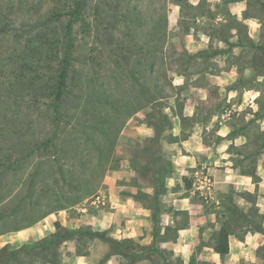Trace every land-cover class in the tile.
<instances>
[{"label":"rangeland","instance_id":"obj_1","mask_svg":"<svg viewBox=\"0 0 264 264\" xmlns=\"http://www.w3.org/2000/svg\"><path fill=\"white\" fill-rule=\"evenodd\" d=\"M198 1L213 15L184 24L174 0H79L77 21L76 0H0V246L48 239L35 264H264V234L232 221L264 224V154L259 180L235 166L243 134H264V0H222L248 29L229 43L223 2Z\"/></svg>","mask_w":264,"mask_h":264},{"label":"trees","instance_id":"obj_2","mask_svg":"<svg viewBox=\"0 0 264 264\" xmlns=\"http://www.w3.org/2000/svg\"><path fill=\"white\" fill-rule=\"evenodd\" d=\"M235 1L238 2L240 0H235ZM174 2L180 6V15H181V18L184 24H189L190 20H194L195 22L200 16L201 17L205 16V17L210 18L213 15L212 10L210 8H206L201 3L199 5H193L189 3V0H174ZM181 2H184L183 3L185 4L184 7L182 6L183 4ZM203 2H206V1H203ZM75 7L76 9L73 15L75 16V21H77L78 19H80L81 8H82V5L80 4L79 0H76ZM253 7H255L256 9H258L259 7V11H260V8L261 10L264 8V2H256L255 5L253 4ZM251 8H252V5L250 4L249 10ZM219 11L223 14V16L227 17V21H228L227 23L222 22L218 24H211L214 33L218 35L219 39H222L223 41L229 43L228 37L231 35V31L233 29L239 30L241 32H247L248 30L247 26H245L241 21H239L237 16H234L231 14V10H230L228 2L224 1L223 6L220 7ZM245 14L246 16H248V12H245ZM246 16L244 17L245 19H247ZM73 29H74V22L70 23L68 26V40H69L68 50L66 52L64 66L62 67L58 80H57V92H56V97H55L56 104L62 100L66 92V89H67L69 58H70L71 48L73 45V34H72ZM247 39L250 40V38H247ZM251 43L252 41L250 40V44ZM242 44H237V46L242 45ZM229 46L234 47L235 45L229 44ZM243 46H248V45L243 44ZM256 49H257V55L252 59V68L257 73L256 75L262 76L264 75V45L258 46ZM263 99H264L263 97L257 99V103L261 105L262 110L264 108V103L262 101ZM55 112H59L58 105L57 107L55 106ZM179 116L184 118L183 111H181ZM243 136L247 140V142L243 144L242 146L235 148L236 152H238V158L235 160V166L237 168H240L239 173L241 175L248 177V178L259 180V176L257 175L258 161L256 158L257 156L264 154V141L262 140L264 139V134L259 133L253 136V134L246 132L245 134H243ZM156 140L157 139H151L149 143L155 142ZM253 146H255V149H256L255 152L252 151L253 149H249V148H253ZM149 147H147V149H149ZM162 170H163L162 168H158L157 173H162ZM184 181L187 182L186 189L187 190L191 189L192 182L188 181L186 177H184ZM242 195L243 197L246 195L250 196L251 198L254 197L252 194H249V193H245ZM252 207L253 208H251V211H250L251 216L258 213L257 212L258 209L254 206ZM242 218L243 219L246 218V220L242 221L239 215V218H235L232 221L235 222V224L236 222L240 223L241 221V223L243 222V224L245 226L248 225V227L251 226V224H254L256 225V228L254 230L259 233L264 234L263 220H261L260 218L258 219L256 216L254 217L256 218L255 220H249L248 214L243 215ZM232 226L233 224L230 221L226 222L215 237L213 250L217 255H219L222 258H225L230 253V237L232 234V228H231ZM2 234L3 233H1L0 235ZM97 235H99L101 239L105 241L107 240L108 242L112 244L117 243L115 240L106 238L102 234H97ZM53 238H56V236H53ZM48 242H49L48 239L46 238L42 239L39 242H37L34 246L27 247V249L29 248L28 250L23 249V248L15 249L12 245H5L4 247L0 249V264H35V260L37 256L36 252L40 249L41 250L44 249V247H47ZM120 255L124 256V254H121V253ZM40 260L43 261L44 264H60L61 263V260L59 258H56L54 260H48L47 258H41Z\"/></svg>","mask_w":264,"mask_h":264},{"label":"built area","instance_id":"obj_3","mask_svg":"<svg viewBox=\"0 0 264 264\" xmlns=\"http://www.w3.org/2000/svg\"><path fill=\"white\" fill-rule=\"evenodd\" d=\"M199 174H200V172L197 171V172L195 173L196 177H198ZM202 180H203V178H202ZM203 183H205V184H203V185H205V187L210 191V190H211V187H212V181H211L210 179H209V180L205 179Z\"/></svg>","mask_w":264,"mask_h":264},{"label":"crops","instance_id":"obj_4","mask_svg":"<svg viewBox=\"0 0 264 264\" xmlns=\"http://www.w3.org/2000/svg\"><path fill=\"white\" fill-rule=\"evenodd\" d=\"M203 1L209 2L208 0H199L198 2H203ZM189 2H190V0H189ZM219 2H224V1L220 0ZM193 5H194V4H193ZM0 236H1V235H0ZM14 244H15L14 242L8 241L6 244L1 245V246H0V249H1L2 247H4L5 245H12V246H15Z\"/></svg>","mask_w":264,"mask_h":264}]
</instances>
